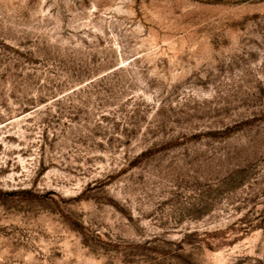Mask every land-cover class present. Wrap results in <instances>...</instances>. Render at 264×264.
Here are the masks:
<instances>
[{"label": "rangeland", "instance_id": "374dc122", "mask_svg": "<svg viewBox=\"0 0 264 264\" xmlns=\"http://www.w3.org/2000/svg\"><path fill=\"white\" fill-rule=\"evenodd\" d=\"M0 264H264V0H0Z\"/></svg>", "mask_w": 264, "mask_h": 264}]
</instances>
